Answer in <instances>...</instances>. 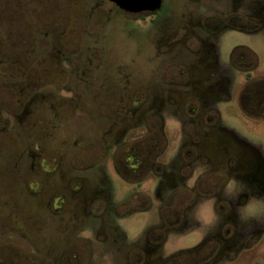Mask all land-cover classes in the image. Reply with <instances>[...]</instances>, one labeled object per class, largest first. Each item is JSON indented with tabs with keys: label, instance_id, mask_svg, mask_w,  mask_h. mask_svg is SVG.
Instances as JSON below:
<instances>
[{
	"label": "flooded vegetation",
	"instance_id": "flooded-vegetation-1",
	"mask_svg": "<svg viewBox=\"0 0 264 264\" xmlns=\"http://www.w3.org/2000/svg\"><path fill=\"white\" fill-rule=\"evenodd\" d=\"M102 1L132 19L139 17L145 21L165 3L163 0L162 7L155 12L133 13L110 0H93V10ZM253 1L175 0V30L172 33L165 31L164 43L161 40L158 43L161 54L169 52L168 59H161L159 65L149 67L156 82L149 78L138 82L139 90L134 97L132 89L127 91V99L138 102H132L134 107L128 105L124 109L128 118L125 122L126 118L122 119L125 127H119L117 118L103 129L96 126L93 141L98 143L100 155L94 156L98 161L87 166L77 159V152L94 143L89 140L65 141L56 148L47 145L52 155L60 153L61 162L53 160L56 164L52 169L50 164L44 163L45 159L42 160L46 173L44 182L49 185V189L43 190L38 175L33 176L31 172L27 176L26 167H22L20 161L17 166H12L10 161L6 162L7 158L0 156L3 159L0 173L3 170L7 174L0 178V195L8 193V199L0 202L3 213L0 214V228L15 217H20L30 228L22 234L30 244L28 255L23 256L21 248L13 243L6 248V239L2 237L0 264H26L27 258L29 264H37L38 223L43 217L38 215L40 211L44 217H51L49 221L60 222L47 242L51 248L49 254L57 247L61 250L59 256L49 255L58 259L59 264H119L117 255L122 256L124 264H235L246 252L253 257V264H260L252 249L264 234V212L248 215L245 207L251 198H256L262 202L264 211V154L260 146L237 133L232 126L221 123V111L215 105L219 99L230 97L231 83L240 81L246 84L240 96L244 108L249 110L250 95L255 90L253 94L259 101L253 112L264 118V90L257 88V84L264 81V75L256 71L259 67L257 55L241 45L231 50L228 61L221 55L222 37L227 31L264 32V0H260V6L248 7L247 3ZM56 22L62 26H55ZM42 23L45 28H38L36 23L34 30L21 33L19 43L11 46L4 42L6 29H0V66L7 62L2 58L5 52L13 51L17 75L10 82L26 84V88L8 92L9 98L16 101L19 109L22 106L23 114L52 115V118L61 115L62 111L75 113L79 110L78 114H84L86 90L89 84H97L95 76L92 81L87 77L91 65L86 64V59L91 61L92 56L96 57L101 44L85 43L86 30L83 28L77 34L82 35L84 41L71 42L67 36L70 25L65 20L52 19ZM7 32L11 34L9 30ZM25 37L30 38L28 43H24ZM35 37L42 38L39 44L34 42ZM28 47L33 59L26 60ZM3 74L0 72L4 87L9 80L6 81ZM124 77L128 82L134 78L131 67ZM116 80L94 87L93 96L98 104H93L88 111L94 115L109 112L118 116L117 108L112 104L117 97ZM257 91L263 94L259 95ZM103 98L112 101L110 106L101 102ZM5 100L0 95V114L12 111L5 107L2 102ZM165 100L168 107H165ZM180 101L187 103L181 106ZM168 111L170 116L178 119L181 130L174 150L170 149L172 146L165 130ZM18 114L14 115L21 117L22 114ZM136 127L144 128L143 134H135L134 139L123 142L125 134L135 132ZM17 130L15 142L20 144L21 133ZM7 131V125L0 126V132ZM116 134L118 137L114 136ZM43 141L48 142L35 138L29 151L22 155L35 158ZM109 148L113 149V155L106 165H111L120 176L140 182L154 174L157 179L155 194L160 199V219L147 226L130 247L124 244L125 235L114 219L117 205L110 191L107 167L101 163ZM32 166L35 168V161ZM61 169L62 187L55 188L52 183ZM27 179L35 183L34 189ZM22 181L26 182L23 191ZM162 184H166L165 188ZM45 192L44 201L41 196ZM134 195L140 201L138 206L148 207L145 194ZM191 232L198 233V239L194 244L182 247L177 238ZM0 234L4 236V231Z\"/></svg>",
	"mask_w": 264,
	"mask_h": 264
},
{
	"label": "rangeland",
	"instance_id": "rangeland-1",
	"mask_svg": "<svg viewBox=\"0 0 264 264\" xmlns=\"http://www.w3.org/2000/svg\"><path fill=\"white\" fill-rule=\"evenodd\" d=\"M76 2L78 3L75 4ZM92 2L93 0H0V29H6V31H4V42L10 44L8 46L17 45L19 43V35L27 30H34L33 27H36V23L38 28H45L46 26L42 22H47L52 19L54 21L62 19L70 25L67 36L71 42H74L73 40H77L78 43L83 42V38H85V43L87 44H101V51L96 53V57L92 56L91 61L88 58L86 59V64L91 65L90 75L87 77H90V81H92V78L95 76L97 82L95 85L94 83L89 84L90 88L88 87L86 90L88 94L86 98L87 102H85L87 103L86 112L84 114H78L77 112L79 110L75 113L62 111V113H60L61 115L53 118L52 115L45 117L30 113L23 114L22 106L20 110L16 101L9 98L8 92H13L24 87L26 88V84L23 81L20 82V84L10 82L14 75H17L14 68V60L16 59L15 53H13V51H6L4 56H2L7 62L0 66V72L2 74L4 73L3 75L7 78L6 81L9 80V83H6L3 87V84L0 82V95L4 96V99H6L2 101L5 103V107L12 111L6 114H0V126L7 125V130H9L7 132H0V145H4L2 148L0 147V156L7 158L8 160H6V162L10 161L12 166H17L20 161V165L26 167L27 176L31 175V172L33 176L38 175L37 179L42 183L41 188L43 190L49 189V185L44 182L46 173L42 168V160L45 159L44 163L50 164V167H52V165L54 167L57 161L61 162L60 156H58L60 153H53L52 155L49 149H47V145L55 147L62 146L65 141H70L71 143L74 140L92 141L94 143L87 147L85 146L77 152V159L84 161L85 163H83L87 166L92 164V162L94 163L97 160L94 156L100 155L97 150L98 143L93 141L95 139L94 135H96V126L99 128L108 127L110 124H113L115 118H117L120 124L119 127L122 128L124 126L122 119L126 118L124 122L128 119L124 113V109H127L128 105L131 107L133 106V99H127V91L132 89V95L134 97L135 93L139 90L137 87L139 86L138 82L144 81L147 78H149L151 82H156V80H154L156 78L152 79V74L149 72L151 69H149V67L152 65H159V62L165 58L168 59L167 56L169 52L161 54L158 43L160 40L164 43L163 33L165 31H167V33H172L175 30V22L173 19L175 0H165L163 8L149 17L146 21L139 19V17L132 19V17H128L121 11L114 9L111 4L105 1H102L96 10H93ZM261 4L260 0L247 3L248 7H252L253 5L260 6ZM18 10L19 12H17ZM90 13L91 15L87 16ZM55 26L61 27L62 24L56 22ZM81 28L86 30V36L83 38L82 35L77 34L81 31ZM8 30L11 34L7 32ZM1 34H3V32H1ZM27 39L30 40L29 37H25L24 43L29 42V40L27 42ZM40 39L42 38L35 37L34 42L39 44ZM236 45L246 47L257 55L259 67L256 71L264 75V32L249 33L236 30L227 31L223 35L221 42V55L224 60L228 61L230 52ZM91 54L94 55L93 52ZM32 56V50L28 47V50L25 52L26 60H28V58L33 59ZM129 67L134 71V78H132L130 82L126 81L124 77V73L128 72ZM18 75L21 76L20 73ZM115 79H121L120 81L116 80V99L112 102L108 98H103L104 100L101 102L104 103L105 106H110V102H112L113 108H117L118 116L116 117L109 112L94 115L91 111H88L93 107V104H98V101L94 98L95 96H93L95 91L94 87L96 85H102L101 83L109 84L115 82ZM1 80L2 79H0V81ZM244 85L246 84L240 81L231 83L230 97L224 100L219 99L215 105L221 111V123L232 126L237 133L260 146L264 154V118L253 112L256 102L259 100H257L253 94L255 90H252L250 95L251 103L248 107L249 110L245 109L240 100ZM103 88H106V86L103 85ZM257 88L258 90L260 89L259 91L264 90V81L257 84ZM246 94H248V92H246ZM258 94L260 95L263 93L259 92ZM176 97L181 99L183 96ZM156 100L154 99V101ZM134 102L136 103L138 100H134ZM165 102V107H168V101L165 100ZM184 102L185 101H180L181 106L186 105L187 102ZM62 103L67 104L65 101H62ZM72 104H74V102H72ZM138 106H141V104ZM18 113L22 114L21 117L16 116ZM170 114L171 112L168 111L165 115V130L169 144L172 146L170 149L174 150L181 130L178 119L170 116ZM144 122L147 123V120ZM153 122L158 123L159 121L153 120ZM150 123H152V121ZM17 129L21 133L22 140L20 144L15 142ZM32 129H36V131ZM31 131H33V133ZM143 132L144 128L139 127L135 129V132L133 131L125 134L123 142L132 140L135 134L140 135L143 134ZM118 134L114 136L118 137ZM35 138L37 140H47L48 142L43 141L42 147L36 150L38 155L35 158L24 157L22 152L25 151V153H27L29 151L31 142L35 140ZM11 143L13 144L10 145ZM112 155L113 149L109 148L108 152L103 155L104 157L101 160L102 165L104 164L105 166L107 162H110ZM2 160L3 159H0V162ZM34 161L35 168L32 166ZM106 167L105 171L110 182V191L113 196V201L117 205L116 217L114 219H117V225L125 235L124 244L130 247L143 235L147 226L157 223L160 219V199L157 194H155L158 189L157 179L154 174H149L140 182L128 181L115 172L111 168V165H106ZM44 170L46 171L48 169L44 167ZM2 171L0 173V178H2V176L7 177V174ZM61 172L62 169L58 176H55V181L52 183L55 188L62 187L63 181L60 175ZM26 181L29 182L30 179ZM2 184V186L5 185V179ZM28 184L33 189L36 187L35 183L29 182ZM7 186L9 187V183H7ZM165 186L166 184H162V187L165 188ZM21 187V191H23L26 188V182L22 181ZM46 193L47 192L41 196L44 201L47 197ZM135 193L145 194L147 196V208L142 205L138 206L140 201L137 200L138 197L134 195ZM134 196L135 199L133 202L132 198H134ZM7 199V192L0 195L1 203L2 201L5 202ZM247 203L245 207L246 214L257 215L264 212L263 207H261L262 202L259 199L251 198ZM40 204H42V202H40ZM54 206V208L57 209L58 205L55 204ZM0 214L3 213L0 211ZM38 215H43V217L40 218L38 223V256L36 262L37 264H59L58 259L56 261V259L51 258L49 255L52 256L55 254V256H59L61 250L55 247L56 251L52 250L49 254L51 248H48L47 242L52 233L58 229L60 222L54 220L49 221L51 217H44V213L41 211ZM5 219L7 220V218ZM47 219L48 221L46 222ZM7 221L8 223L5 224L6 226L0 228L1 232L4 231V236L0 234V241L2 237H4L7 242L6 248L12 246L9 243H13L21 248L23 256H25V254L28 255L30 244L22 234L24 232H29V225L25 224L20 217H15V220L11 218ZM197 239L198 233L191 232L183 238H181V236L178 237L177 241L184 247L194 244ZM252 251L257 254L258 262L264 264V234ZM117 259H119V264H124L121 255H117ZM253 262V257H250V253L246 252L235 264H253ZM26 264H29L28 258L26 259Z\"/></svg>",
	"mask_w": 264,
	"mask_h": 264
},
{
	"label": "water",
	"instance_id": "water-1",
	"mask_svg": "<svg viewBox=\"0 0 264 264\" xmlns=\"http://www.w3.org/2000/svg\"><path fill=\"white\" fill-rule=\"evenodd\" d=\"M116 3L121 9L133 13L155 12L163 5V0H110Z\"/></svg>",
	"mask_w": 264,
	"mask_h": 264
}]
</instances>
